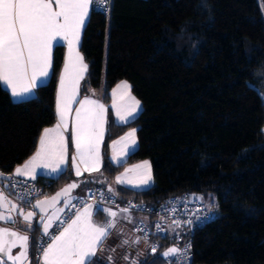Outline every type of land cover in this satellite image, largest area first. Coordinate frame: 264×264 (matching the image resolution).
<instances>
[{
	"label": "trees",
	"instance_id": "1",
	"mask_svg": "<svg viewBox=\"0 0 264 264\" xmlns=\"http://www.w3.org/2000/svg\"><path fill=\"white\" fill-rule=\"evenodd\" d=\"M79 50L88 66L80 94L99 92L108 108L104 162L87 177L74 178L70 163L55 177H38L50 181V192L72 179L80 189L87 180L112 189L121 203L155 205L185 192H214L215 216L195 228L192 262L264 264V100L258 91L264 77V0H111L107 13L91 9ZM63 59L64 47L57 44L50 78L31 98L13 101L0 85L1 172L25 160L41 130L55 122ZM122 80L141 110L119 124L110 91ZM131 128L137 147L112 164L108 143ZM141 160L150 163V186L111 184ZM31 225L30 264H43L44 234L40 225ZM151 235L159 245L138 264H165L164 248L176 246L168 235ZM91 264L106 263L93 258Z\"/></svg>",
	"mask_w": 264,
	"mask_h": 264
},
{
	"label": "snow or ice",
	"instance_id": "2",
	"mask_svg": "<svg viewBox=\"0 0 264 264\" xmlns=\"http://www.w3.org/2000/svg\"><path fill=\"white\" fill-rule=\"evenodd\" d=\"M94 2L96 0H55L54 9L53 0H0V82L7 85L13 98L26 97L39 86L38 78L48 75L54 40L57 38L67 40L70 53L69 61L66 62L64 73L60 78V88L57 93L58 122L53 128L43 130L35 154L23 166L15 169V175L31 176L35 179L37 168H44L51 173L63 171L62 166L65 164L68 151V144L64 136V132L68 128L65 114L75 99L79 81L84 78L88 67L83 63L78 52L74 59L72 58L73 42H78L81 28L88 16L89 5ZM99 2L102 3L103 0H99ZM123 86L129 87L126 83ZM130 99L133 103L126 107L124 114L119 109L117 110V116L122 122L133 116L139 107V101H136L134 97H130ZM80 105L81 107L76 110L75 120L72 122L70 137L75 147L72 166L76 170L77 176L81 174L79 168L81 164L85 166V171L99 170L101 163L99 143L103 137L102 126L104 123V106L102 104L85 98L80 101ZM134 132L135 130L128 135L133 136ZM131 146L126 145V148ZM116 159L117 157L114 155L113 160ZM137 167L144 168L146 171L143 173L145 178L136 186L147 187L151 181L150 171H147L148 162L145 161L143 165ZM2 179H11V177H5L4 173L0 172V180ZM123 182L120 177H117V183ZM11 186L14 188L16 185L13 183ZM2 187L3 185H0V189ZM75 187H77L76 184L69 185L63 190V193H57V197L61 194L67 197L68 192ZM109 191L111 192L112 189ZM57 197H53V200ZM45 203L46 201L38 200L33 207L39 208L43 212ZM64 203L70 205V199L66 198ZM0 207L8 211L17 210V206L10 204L2 192H0ZM19 211L26 222L35 215L34 212L25 215L22 209ZM97 211H100L99 206H97ZM122 211L127 212L128 209H122ZM103 212L112 218L117 215L108 208H104ZM92 214V205H87L82 212H77L75 219L64 228L59 236L51 237L52 242L43 248V264H91V258L96 255L97 248L109 235L108 229L115 226L114 219L105 221L103 225L94 224L91 219ZM0 219L11 220L12 217L4 216L0 212ZM51 222V216L47 221L41 217L45 236L49 235L48 229ZM173 223L179 224L178 221H173ZM28 227L31 228L32 225L29 223ZM5 235L14 239L5 241ZM17 241L20 242V252L13 256L11 249L16 247ZM27 244V236H19L16 232L0 229V254L10 259L12 264H21L22 260L27 259ZM152 250L155 252V247ZM162 255L170 257L181 255V253L178 248L172 247ZM0 264H5L3 258H0Z\"/></svg>",
	"mask_w": 264,
	"mask_h": 264
},
{
	"label": "crops",
	"instance_id": "3",
	"mask_svg": "<svg viewBox=\"0 0 264 264\" xmlns=\"http://www.w3.org/2000/svg\"><path fill=\"white\" fill-rule=\"evenodd\" d=\"M53 8L55 9V0H53ZM91 9H92V4L89 5L88 16L90 14ZM88 16L85 19V23L88 19ZM85 23H84V25H85ZM84 25H83V27H84ZM83 27L81 28L78 42H75V41L73 42V49H72L71 56L74 59L76 53L78 52L80 57H82V59H83V63L86 64V62H85V60H84V58H83V56L79 50V45H80V41H81V37H82ZM57 44H61L64 47V59H63L62 67H61L60 72H59L58 81H57V85H56V92H55L56 119L52 125L44 127L41 130L40 135L42 134V132L45 128H53L58 122L57 93H58V90L60 88L61 75H62V73H64L65 64L67 61H69V56H70L69 45H68L67 40L57 38V40L53 41V46H52V50H51V65L48 68V75L46 77L38 78V85L47 82L48 79L50 78L51 71H52L53 49ZM86 73L84 74V77H85ZM81 81H82V79L79 81V84L77 86L75 99L72 101V103L70 105V109L65 114V118H66V121L68 124V128L64 132V136H65V140L68 144V151H67V155H66L65 164L62 166V168H63V170H65L66 167L68 166V164L70 163V170H71V173H72L74 178L87 177V176L91 175L92 173L97 172V171H85L84 170L85 166L81 164V165H79L81 174L79 176H77L76 170L72 166V156L75 155V147L73 146L71 139H70L71 127H72V122L75 120V117H76V110L81 107L80 101L87 98L90 100L97 101L99 104H102L104 106V123L102 126L103 137L99 143V154H100V160H101L99 170L101 169L102 164L104 162L103 144H104L107 118H108V108H107V105L101 99V93L96 92V93H93L92 95L81 96V94H80ZM122 82L123 81H119L111 89V91H110V94H111L110 105L113 102V93L116 92V90H118V86H121L119 88H121L124 91L125 96L127 95L126 94L127 89L130 90V87L125 88L123 86ZM120 84H122V85H120ZM0 85L2 86V88H4L9 93V95L13 101H20V100H24L27 98H31V97L35 96V94H36V88H35L26 97L13 98L11 95V90L7 88V85L3 84L2 82H0ZM112 104L114 105V102ZM118 109H119L118 106L117 107H111V111H112V114H113V117H114V120L116 121V123L122 124V123H125V122L129 121L130 119H132V118L128 117L126 121L122 122L119 119V117L117 116V110ZM119 110L121 111L122 114H124L122 109H119ZM131 117H133V116H131ZM126 132L124 134H122L121 136L115 138L114 140L110 141L107 145L108 158L112 164H118V163H121L122 161H124L126 159L127 155L137 147L138 141L137 142L135 141V144L133 145V140H131L130 137L129 138L126 137V135H125ZM40 135L38 137L35 150L25 160H23L21 163L17 164L14 167V169L12 170L13 174L15 173L16 168L23 166L25 164V162L28 161L35 154L37 148L39 147ZM136 139H137V136H136ZM126 145H132V146L126 148ZM114 155L117 157L116 160H113ZM145 161H147V160H141L139 162L127 165L120 173H118L115 176V178L112 180L111 184L125 185V186L135 188V189L146 188V187H137L136 186V185H139L141 180L145 178L143 173L146 171V169L138 168L137 166L143 165ZM147 171H150V175H151V168H150L149 162H148ZM36 172H37L36 178H38V177H55L61 173V172L51 173L50 171H48L44 168H37ZM126 172H128V173H126ZM16 176H18V175H16ZM20 177L32 178L31 176H20ZM117 177H120V179L124 182L123 183H117ZM151 183H152V176H151L150 184L148 186H150ZM92 184L93 183L90 184L89 180L85 181L84 186H82L81 189L78 188V190L80 189V191L77 190L75 195L71 197L70 205H71L73 199H75L78 195H81V196L85 195L88 188ZM70 205L64 204L62 208L61 207L59 208V210L62 209V211H59V210L56 211V214L54 217L55 219H54V221L52 219L51 226L48 229V233H49V235H51V237L52 236H59L60 233L64 230V228H66L67 225L69 223H71V221L73 219H75L77 212H82L87 205H92V213L93 214H92L91 219H92V222L94 224L103 225L105 223V221H107L109 219H114L115 226L111 229H108L109 235L103 239L102 244L96 250V255L94 257H92L91 259L98 258L106 264H130L128 261L130 260V256L132 253V251L130 250V248H131L134 250V254L136 253L135 254V262H132L131 264H138V263L142 262L143 260H145L146 257L149 256V254L153 253V250H152L153 247H155V249H157V247L159 245V244L154 243L157 241L156 240L157 238L155 236L151 235V237H148V238L142 237L141 234L139 233L138 229H137L139 223H144L147 226H151V221H152L151 217H149L145 214H141V213H133V212H130L129 210L127 212H124V211H122V209H125V208L118 207V206L111 205V204H107V203H102L101 206L99 207L100 211H98V212L96 211L97 207L94 204H91V203L84 204L82 207L76 209V211L72 215V218L64 227L58 229V231L56 233H53L54 229H56V223L60 219L61 214L65 210H68L70 208ZM104 208H108L112 212H115L117 214L116 217L115 218L108 217L103 212ZM57 209L55 208L54 210H57ZM57 217H58V219H57ZM45 219H46V217H45ZM172 227H175V225H171V224L166 225L163 228L162 232H165V234L168 235V237L172 236L177 232V231H175L177 227H175V229H172ZM26 228H28V224L25 225L22 228V230L26 231ZM42 230H43V227H42ZM51 237H50L49 242L44 246V248H46L48 246V244L52 242ZM124 241H127V243H124ZM172 247H174L173 244H170L168 247H165L164 249L167 251L169 248H172ZM42 254H43V250H42L41 255H40L41 261H42ZM132 256H133V253H132ZM109 257H111V260H109ZM125 257H127V259H125ZM42 263H43V261H42Z\"/></svg>",
	"mask_w": 264,
	"mask_h": 264
},
{
	"label": "built area",
	"instance_id": "4",
	"mask_svg": "<svg viewBox=\"0 0 264 264\" xmlns=\"http://www.w3.org/2000/svg\"><path fill=\"white\" fill-rule=\"evenodd\" d=\"M111 0H103V2L92 3V8L107 13L109 11ZM11 179L8 182L7 194L17 200L25 209L32 207L34 200L49 195L50 181L40 180L39 178L20 177L9 172ZM15 184L13 188L11 185ZM86 203L94 204L96 207L102 203L115 205L128 209L130 212L146 214L152 217L151 226L144 223L138 224V231L142 237H148L150 233L165 236L162 232L166 225H175L179 231L169 236L176 248L179 249L181 255L165 257V264H202L192 262L191 238L195 228L204 224L206 221L213 219L215 211L209 209L200 196L182 193L180 195L171 196L155 205L148 204L142 200L129 199L123 203L119 202L116 196L111 194L108 188L101 184L93 183L85 193L78 195L73 199L70 208L65 210L58 222L56 229L64 227L72 218L76 209L82 207ZM178 221L179 224L173 223ZM159 225V228H157ZM51 235L42 236L40 242L44 246L49 242Z\"/></svg>",
	"mask_w": 264,
	"mask_h": 264
},
{
	"label": "water",
	"instance_id": "5",
	"mask_svg": "<svg viewBox=\"0 0 264 264\" xmlns=\"http://www.w3.org/2000/svg\"><path fill=\"white\" fill-rule=\"evenodd\" d=\"M1 172V171H0ZM4 173L5 177H10L9 173ZM8 182L9 179H2L0 180V185H3L2 189H0V192H2V195L6 197L7 201L10 202V204H15L17 206V210L13 211H8L3 207H0V212L3 213L4 216H11V220H4L0 219V229H7L9 232H16L19 236H27L28 237V244H27V259L22 260L21 264H30V258H29V233L27 231H23L22 228L27 225V224H33L36 223L37 225H41V217L45 219V217L48 215V213L53 210L57 205H59L65 198L69 197L73 193L77 191V189L80 186V182L72 179L65 184L61 185L58 187L56 190H54L51 194L36 199L33 202V205L36 204V202L39 201H46L44 204V209L45 211L41 212L39 208H34L33 205L29 209H25L17 200H15L12 196L7 194V189H8ZM71 184H76L77 187L72 188L68 194L67 197L63 194H61L59 197H57V193H63V190L67 188ZM53 197H57L55 200H53ZM10 207V205H9ZM20 209L23 210L24 214L26 215L29 212H34L35 215L31 217L30 221H25L23 216L20 214ZM14 239L11 236L5 235L4 240L5 241H11ZM20 242L17 241L16 247L11 249V254L13 256L17 255L20 252ZM0 258H3L5 261V264H12V261L8 259L6 256H3V254H0Z\"/></svg>",
	"mask_w": 264,
	"mask_h": 264
},
{
	"label": "rangeland",
	"instance_id": "6",
	"mask_svg": "<svg viewBox=\"0 0 264 264\" xmlns=\"http://www.w3.org/2000/svg\"><path fill=\"white\" fill-rule=\"evenodd\" d=\"M108 31H109V16H108V23H107V27H106V37H108ZM107 48V47H106ZM106 61V60H105ZM123 82V85L126 83L129 87H130V84H129V82L128 81H126V80H122ZM258 84H259V88H258V91H259V93H260V95L261 96H264V77H262V78H260L259 80H258ZM120 85H122V84H120ZM119 87H121V86H118V90H116V92H114L113 93V102H114V105H116V107L118 106L119 107V109H122L123 110V112L125 113V109H126V107L128 106V105H131L132 103H133V101L130 99V97H134L135 98V100L136 101H139V107H138V109H137V111H136V113L133 115V117H135L138 113H139V111L141 110V102H140V100H138V98H136L135 96H134V94L131 92V90H128L127 89V92H126V96L124 95V91L121 89V88H119ZM264 100V99H263ZM112 102V103H113ZM111 103V107H113V104ZM133 117H129V118H133ZM133 130H135V128H131V129H129L127 132H126V137L127 138H129L130 137V139L131 140H134V141H136L137 142V139H136V131L134 132V135L133 136H129L128 134L129 133H132L133 132ZM263 131H264V128H263ZM126 173H128V172H126ZM78 191H80V189L78 190ZM77 192V191H76ZM75 192V193H76ZM75 193H73L72 195H70L69 197H67V198H69V199H71V197L72 196H74L75 195ZM200 197H201V199L203 200V202L206 204V206L209 208V209H212V210H216V205H217V195H216V193H214V192H209V193H206V194H201V195H199ZM66 199V198H65ZM64 199V200H65ZM64 200L59 204V205H57L55 208L57 209V210H51L50 211V213H48V215L46 216V219H45V221H47V219H48V217H52V219H53V221H54V217H55V215H54V213L56 214V211H58L59 210V208L61 207H63V205L65 204L64 203ZM40 229H41V232H43V230H42V227L44 228V225H43V223L40 225ZM172 229H175V227H172ZM175 231H179L177 228H176V230ZM130 250L132 251V253H133V256H132V253H131V256H130V260L128 261L130 264L132 263V262H135V254H134V250L133 249H131L130 248Z\"/></svg>",
	"mask_w": 264,
	"mask_h": 264
}]
</instances>
